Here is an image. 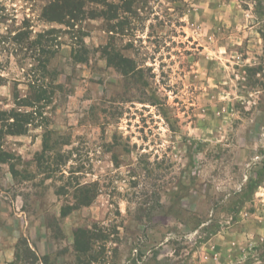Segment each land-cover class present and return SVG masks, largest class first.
Returning <instances> with one entry per match:
<instances>
[{
    "label": "rangeland",
    "instance_id": "obj_1",
    "mask_svg": "<svg viewBox=\"0 0 264 264\" xmlns=\"http://www.w3.org/2000/svg\"><path fill=\"white\" fill-rule=\"evenodd\" d=\"M80 1L0 0V264H264V0Z\"/></svg>",
    "mask_w": 264,
    "mask_h": 264
},
{
    "label": "trees",
    "instance_id": "obj_2",
    "mask_svg": "<svg viewBox=\"0 0 264 264\" xmlns=\"http://www.w3.org/2000/svg\"><path fill=\"white\" fill-rule=\"evenodd\" d=\"M90 3L94 4H104L105 0H88ZM80 3V0H49L48 4L43 9V18L45 21L53 22L58 21L56 19V15L64 13H69L72 16V13L75 12V7L77 4ZM49 34V33H47ZM42 34H37V38H41ZM28 35H24V33L18 34L17 38L20 40H28ZM16 38V39H17ZM30 44L34 45V41L29 42ZM43 92V91H42ZM45 92V91H44ZM43 92V93H44ZM38 97V96H37ZM40 97V96H39ZM20 104L17 103V106ZM11 114H13V117L20 116L19 113H11L9 112V115L6 111L0 112V115L3 117L1 119L2 123L10 119ZM17 122H22L23 120H16ZM16 127V130L12 132V134H19L21 130V126L19 124L14 125ZM261 167L254 171V176L252 178H249L247 180L246 190L247 192L252 190L254 187H258L262 179L264 178V160L261 162ZM63 188L59 187L57 190V195H64L66 192L61 193ZM75 195L73 198L75 199V203L79 206H88L90 205L93 200L98 195V190L96 189V184L92 185H78L74 189ZM72 211V207L63 204L60 209V216L65 217ZM74 240H75V247L74 250L77 254V259H80L82 256H84L86 253H88L91 250V245L94 240H108L109 235L105 233L103 229H97L96 232H92L88 229H76L73 232Z\"/></svg>",
    "mask_w": 264,
    "mask_h": 264
},
{
    "label": "crops",
    "instance_id": "obj_3",
    "mask_svg": "<svg viewBox=\"0 0 264 264\" xmlns=\"http://www.w3.org/2000/svg\"><path fill=\"white\" fill-rule=\"evenodd\" d=\"M1 248H3V250H2L3 252L7 251L9 249V243L3 242Z\"/></svg>",
    "mask_w": 264,
    "mask_h": 264
}]
</instances>
